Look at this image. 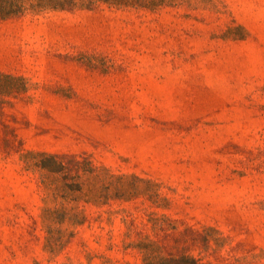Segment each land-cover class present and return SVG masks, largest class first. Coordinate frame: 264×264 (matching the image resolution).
I'll return each instance as SVG.
<instances>
[{
    "label": "rangeland",
    "instance_id": "obj_1",
    "mask_svg": "<svg viewBox=\"0 0 264 264\" xmlns=\"http://www.w3.org/2000/svg\"><path fill=\"white\" fill-rule=\"evenodd\" d=\"M147 1L0 18V264H264V0Z\"/></svg>",
    "mask_w": 264,
    "mask_h": 264
},
{
    "label": "trees",
    "instance_id": "obj_2",
    "mask_svg": "<svg viewBox=\"0 0 264 264\" xmlns=\"http://www.w3.org/2000/svg\"><path fill=\"white\" fill-rule=\"evenodd\" d=\"M103 2L118 7H146L152 5L147 0H0V18L5 19L24 14L28 10L41 11L46 9L67 10L90 8ZM49 166L43 165L42 168ZM144 264H210L203 263L189 255L180 256H148Z\"/></svg>",
    "mask_w": 264,
    "mask_h": 264
}]
</instances>
